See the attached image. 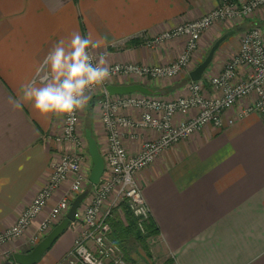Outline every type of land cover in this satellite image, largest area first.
I'll list each match as a JSON object with an SVG mask.
<instances>
[{
  "label": "crops",
  "instance_id": "crops-1",
  "mask_svg": "<svg viewBox=\"0 0 264 264\" xmlns=\"http://www.w3.org/2000/svg\"><path fill=\"white\" fill-rule=\"evenodd\" d=\"M220 3L221 0H0V230L10 226L28 207L68 147L55 140L65 116L46 118L22 99L25 84L39 85L38 70L54 45L61 40L67 44L72 33H79L101 40L96 53H106L110 64H169L184 51V38L148 47L134 37L141 32L157 36L199 19ZM248 21L259 20L255 17ZM233 26L218 23L210 28L201 39L193 66L220 36L242 29ZM226 43L225 40L215 52L209 70L219 73L225 67ZM233 54H228V60ZM181 78L185 81L187 75ZM138 81L120 78L112 84ZM140 82L164 92L161 96L166 98L185 93L184 83ZM248 101H239L224 112L222 128L206 125L137 174L151 220L158 228L148 251L143 249L139 259L150 257L152 264H264V116L255 112L242 116ZM90 104L81 112L91 127L85 130H92L103 154L107 138L95 111L99 108L94 105L91 109ZM125 113L133 115L132 111ZM184 117L188 115H179L176 120ZM138 133L135 141L125 134L129 154L139 151L143 136L154 137L149 131ZM91 163L87 156L88 174ZM69 185L70 181L55 194L41 218ZM33 229L2 247L0 258L30 250L33 243L28 239ZM82 229L80 222L71 223L37 264H67L62 263V258ZM138 258L130 263L145 264Z\"/></svg>",
  "mask_w": 264,
  "mask_h": 264
},
{
  "label": "built area",
  "instance_id": "built-area-1",
  "mask_svg": "<svg viewBox=\"0 0 264 264\" xmlns=\"http://www.w3.org/2000/svg\"><path fill=\"white\" fill-rule=\"evenodd\" d=\"M263 10L264 0H222L202 18L179 24L154 37L142 36L148 47L184 38V51L173 62L160 66L110 64L113 69L110 80L102 88L93 91L89 99V102L96 99L106 133L108 150L103 155L105 169L100 182L93 185L91 202L85 211L82 212L79 208L77 210L75 221L85 222L88 230L68 253L69 264H129L120 248L108 242L111 230L107 218L111 215V209L101 212L108 196L114 195L110 202L113 206L118 205L116 202L119 197L126 199L137 219L138 228L144 231L150 213L141 186L136 180L138 170L150 165L159 155L206 125L221 126L224 112L239 101L249 100L241 115L255 112L264 116V26L257 24L243 33L239 52L231 57L218 75L207 80L204 76L203 80H190L185 85V90L190 92L188 95L173 99L139 93L111 95L107 86L120 78L133 77L151 83L165 77H174L194 65L201 39L210 28L217 23L236 25L255 17L261 20L264 18ZM261 11L262 15L259 14ZM207 84L211 88L210 95H205L208 91ZM217 91L221 95H216L219 94ZM126 111H132L133 115H127ZM79 113L76 114L75 124H69L68 117H64L62 130L56 141L67 144V149L55 162L46 186L24 210L17 224L3 233L0 243L10 241L7 238L22 235L31 220L70 181L68 190L51 208L40 228L45 230L59 222L68 212L74 198L89 183L90 173L85 168L88 154L79 134ZM181 114L188 117L177 121ZM133 129L137 132H152L154 137L145 138L140 152L130 155L123 143V134L130 136Z\"/></svg>",
  "mask_w": 264,
  "mask_h": 264
},
{
  "label": "clouds",
  "instance_id": "clouds-1",
  "mask_svg": "<svg viewBox=\"0 0 264 264\" xmlns=\"http://www.w3.org/2000/svg\"><path fill=\"white\" fill-rule=\"evenodd\" d=\"M101 46V40L79 33H72L67 44L64 40L56 43L38 70L39 85L25 84L22 99L41 116H67L68 123L75 124L76 114L86 108L90 94L113 74L107 54L96 53Z\"/></svg>",
  "mask_w": 264,
  "mask_h": 264
},
{
  "label": "rangeland",
  "instance_id": "rangeland-1",
  "mask_svg": "<svg viewBox=\"0 0 264 264\" xmlns=\"http://www.w3.org/2000/svg\"><path fill=\"white\" fill-rule=\"evenodd\" d=\"M221 2H222V0H221ZM219 5V4H218ZM217 5V6H218ZM216 6V7H217ZM215 7V8H216ZM263 12H264V10H263ZM257 14V13H256ZM259 14L260 15H262V11L261 12H259ZM206 15V14H205ZM255 15V14H254ZM203 17V16H202ZM202 17H200V18H202ZM254 19V18H253ZM197 20V19H196ZM248 20H252L251 18L250 19H246L244 22H238L237 24H236V26L234 27L233 25V27L234 28H236V29H241V30H238L237 32H236V34H234L233 36H231L230 38H228L227 40H226V64L228 63V61L231 59H229L228 60V54L229 53H231V52H234V54L233 55H235V54H237L238 52H239V49H240V45H241V40H242V37H243V34H241V32L242 31H247L248 29H250L251 27H253V26H255V25H260L261 23L262 24H264V18L263 19H261V20H259V21H257V22H255V23H250ZM248 21V22H247ZM218 24V23H217ZM177 26V25H176ZM175 27V26H174ZM173 28V27H172ZM161 34V33H160ZM144 35H147L146 33H144V32H141V33H139V34H137L136 35V37H134V38H139L140 39V41L141 42H143V44L144 45H146V39L145 38H143L142 36H144ZM147 46V45H146ZM239 46V47H238ZM237 48H238V50H237ZM207 54V53H206ZM206 54L204 55V57L201 59V61L206 57ZM195 59V58H194ZM200 61V62H201ZM199 62V63H200ZM194 63H195V60H194ZM198 63V64H199ZM198 64H196L195 66H192L191 68L189 67V69L187 70V69H185V70H183L180 74H178V75H176V76H174V77H165V78H163V79H160L161 81H164V80H166V81H172V82H177V83H184V85H186L190 80H186V78H184L185 79V81H182V80H180V78L182 77V76H184V75H187V78L189 77V72L194 68V67H196ZM206 71H207V73H206ZM205 71V73H204V78L207 80V79H210V78H213V77H215L216 75H218L219 73L218 72H215V70H213L212 69V71H211V69L209 70L208 68H207V70ZM214 71V72H213ZM133 77H129V78H124L123 80L125 81V80H130V79H132ZM179 78V80H175V79H178ZM135 79V78H134ZM182 79V78H181ZM183 79V80H184ZM138 80V79H137ZM174 80V81H173ZM201 80H203V79H201ZM152 82V81H151ZM154 82V81H153ZM129 83H134V82H129ZM136 83H142V82H140V80L138 81V82H136ZM155 83V82H154ZM112 84V83H111ZM124 84H126V83H124ZM142 84H145V83H142ZM145 85H147V86H149L150 88H152L151 86H150V84L148 85V84H145ZM207 86V89H208V87L210 88V85L209 84H207L206 85ZM152 89H154V88H152ZM211 89V88H210ZM219 94H216V95H221V93L219 92V91H217ZM190 92H189V90H185V93L183 94V95H188ZM210 91H209V89H208V91H206V93H205V95H210ZM214 93V92H213ZM179 97V96H181V94H177V95H171V96H169L168 98L170 99H173V98H176V97ZM163 97V96H162ZM164 98H166V97H164ZM90 101V100H89ZM89 101H88V104H89ZM92 101H95V105H96V99H92ZM91 101V102H92ZM87 104V105H88ZM97 110V112H96V114L98 113V115H97V117H98V119H100L101 120V113H100V110L99 109H95V111ZM93 110H91V112H92ZM81 112L82 111H80V113H79V134H80V136H81V138H82V140L84 141V148H86V153L88 154V152H87V148H88V144H87V142H86V138H85V128L86 127H88L87 125H88V122H87V116L86 117H84V114L82 115L81 114ZM86 115H87V113H86ZM181 115H186V114H181ZM242 116H245V115H242ZM185 118V117H184ZM230 122V121H229ZM230 123H232V122H230ZM211 125H213V124H211ZM223 125H224V123L221 125V126H215L216 128H218V129H220V128H222L223 127ZM63 126V125H62ZM134 131L133 132H131L132 134H130V139H132V140H137V137H138V134H140V133H138L137 132V130L136 129H133ZM125 134H127V133H125ZM125 134H123V139L125 138V137H127ZM142 135V134H141ZM59 135H57V137H58ZM105 136H106V133H105ZM132 136H134V137H132ZM192 136V135H191ZM191 136H189V137H187V138H185V139H183L182 141H185V140H189L190 139V137ZM145 138V136H143V140H145L144 139ZM149 138H151V137H149V136H147V138L146 139H149ZM55 140H56V138H55ZM123 143H124V140H123ZM180 143V142H179ZM142 145H143V143H141V146L139 147V151L137 152V153H135V154H138L139 152H140V150L142 149ZM126 148V147H125ZM108 149L106 148L105 149V151H104V153L102 154V155H104L105 153H106V151H107ZM127 150V149H126ZM128 152V151H127ZM135 154H130V155H135ZM160 156V155H159ZM158 156V157H159ZM88 157H89V155H88ZM157 157V158H158ZM156 158V159H157ZM152 164V163H151ZM150 164V165H151ZM150 165H148V166H150ZM148 166H146L145 168H147ZM145 168H143V169H140V170H138L137 172H136V180H137V182H138V184L141 186V189H142V184L140 183V181L137 179V174L140 172V171H142V170H144ZM47 183V182H46ZM70 185H71V183H70ZM46 186V184L39 190V192L44 188ZM88 185L86 184V186L85 187H87ZM39 192L36 194V196L34 197V199L32 200V202L28 205V207L33 203V201H35V199H36V197L38 196V194H39ZM92 193H93V187H91V189H90V191H89V195H88V197L82 202V204L79 206V209L82 211V212H84L85 211V208L87 207V205L91 202V195H92ZM144 197V196H143ZM113 198H114V195L113 194H110L109 196H108V199H107V201L104 203V205L102 206V210H101V212H105L106 210H108V209H111V215H112V210H113V208H115L116 206H118L121 202H123V200L119 197L118 198V202H116V203H118V205H116V206H113L112 204L113 203H111L110 204V202H112V200H113ZM54 205H55V203H54ZM48 206V204L46 205V207ZM129 206V209H130V211L132 212V214L134 215V213H133V211L131 210V207H130V205H128ZM28 207H26V208H28ZM45 207V209L38 215V216H35L32 220H31V222H30V225L27 227V228H25L24 229V231H23V233H22V235H20L19 237H15V238H13V239H9V238H7L6 240H10V241H5V242H3V243H0V249L2 248V247H4V246H6V245H8V244H10L12 241H14V240H18V239H20L22 236L24 237L25 236V234L32 228V227H34V229H33V234L31 235V237H30V239H28V240H30V242L31 243H33V246L35 245V244H37L43 237H45V235L58 223H55L54 225L52 224V225H50L49 227H48V229H42V228H40V226H41V223H42V221H43V219L47 216V214L49 213V211L51 210H48V212L47 213H45L46 214V216H44L43 218H41V216H42V214H43V212L47 209ZM24 212V211H23ZM22 212V213H23ZM120 212V210H118V213ZM22 213L21 214H19V216L14 220V222L10 225V226H8L7 228H4V229H2V230H0V240H2V238H1V236L3 235V233H5L7 230H9V229H11V228H13L16 224H17V222H18V220H19V218L21 217V215H22ZM120 216H122V212H120ZM110 215V216H111ZM109 216V217H110ZM109 217L107 218V221H108V223L110 224V222H109ZM135 217V216H134ZM151 218V217H150ZM62 219V218H61ZM60 219V220H61ZM135 219H136V217H135ZM60 220H58V221H60ZM150 220V219H149ZM149 220H147V222L149 221ZM136 222H137V219H136ZM146 222V223H147ZM80 225H82V232L75 238V241H74V244H73V247L68 251V253L71 251V250H73V248L75 247V245H76V241L78 240V239H80V237L88 230V226H86L85 225V222H82V223H80ZM139 230H140V228H138ZM110 233H109V239H108V242L109 243H111V244H114V245H116V246H118L119 248H120V250H121V253L123 254V257L126 259V261L129 263V264H131L130 263V261H131V259H134V258H138L140 255H143V252H142V250H143V248H142V246L139 244V243H137L133 238H130V239H128V241H126L125 242V244H124V247L122 248L120 245H118V244H116L115 242H113L112 240H111V237H110V234H111V232H112V227H111V225H110ZM143 234L145 233V230L144 231H142V230H140ZM152 238H154V237H151V238H149V241H148V243L150 244L151 242H152ZM5 239V238H4ZM3 239V240H4ZM33 248V247H32ZM31 248V249H32ZM30 249V250H31ZM27 252H29V250L27 251ZM68 253L65 255V257L64 258H62V263H67V264H69V261H68V259H69V257L67 256L68 255ZM14 255V254H13ZM13 258V256H12V254L11 253H7V254H4L1 258H0V264L1 263H3V262H6V261H9V260H11ZM143 258V257H142ZM130 259V260H129ZM139 259V258H138ZM141 262H145V264H152V259L150 258V257H144V260L142 261L141 259H139ZM149 261V262H148ZM133 262V261H132ZM143 262V263H144ZM142 264V263H141Z\"/></svg>",
  "mask_w": 264,
  "mask_h": 264
},
{
  "label": "water",
  "instance_id": "water-1",
  "mask_svg": "<svg viewBox=\"0 0 264 264\" xmlns=\"http://www.w3.org/2000/svg\"><path fill=\"white\" fill-rule=\"evenodd\" d=\"M235 30H231L220 36L210 48L205 59L200 62L193 70L190 71L189 77L193 81L202 79L205 71L213 61L215 52L220 45L232 34ZM107 90L111 95H126V94H145L161 96L164 92L154 90L142 83H127V84H111L107 86ZM85 138L87 140V152L91 157L92 167L89 175V183L97 185L104 173L105 159L99 150L96 139L92 134L91 129L85 130ZM90 189L85 188L71 202L70 208L66 215L43 237L29 252H16L13 258L1 264H37L48 251L60 235L76 220V213L79 206L88 196Z\"/></svg>",
  "mask_w": 264,
  "mask_h": 264
},
{
  "label": "trees",
  "instance_id": "trees-1",
  "mask_svg": "<svg viewBox=\"0 0 264 264\" xmlns=\"http://www.w3.org/2000/svg\"><path fill=\"white\" fill-rule=\"evenodd\" d=\"M260 25L264 26V24L262 23ZM186 80L188 81L191 79L190 77H188ZM94 105L95 101H92L90 104L91 109ZM87 128L91 127L88 125ZM91 187H93V185L89 183L87 188L91 189ZM128 205L129 204L127 200L124 199L123 202H121L112 210V215L109 217V222L112 227V232L110 234L111 240L123 248L125 242L128 241V239L133 238L137 243L142 246L143 249L148 251L149 238L155 237L158 234V228L150 218V220L145 224V233L143 234L138 229L136 219L130 211ZM118 210L123 213L122 216H120L121 214L120 212L118 213Z\"/></svg>",
  "mask_w": 264,
  "mask_h": 264
},
{
  "label": "bare ground",
  "instance_id": "bare-ground-1",
  "mask_svg": "<svg viewBox=\"0 0 264 264\" xmlns=\"http://www.w3.org/2000/svg\"><path fill=\"white\" fill-rule=\"evenodd\" d=\"M86 142H87V140H86ZM88 155H89V154H88ZM89 156H90V155H89ZM91 167H92V163H91ZM90 171H91V168H90ZM88 184H89V183H88ZM88 184H87V185H88ZM85 188H87V187H85ZM85 188H84V189H85ZM82 191H83V190H82ZM82 191H81V192H82ZM81 192H80V193H81ZM88 195H89V194H88ZM87 197H88V196H87ZM87 197H86V198H87Z\"/></svg>",
  "mask_w": 264,
  "mask_h": 264
}]
</instances>
